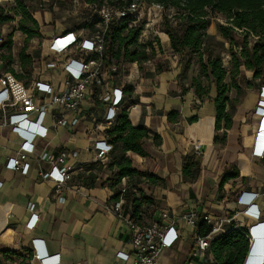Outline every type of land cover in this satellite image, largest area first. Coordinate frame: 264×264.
<instances>
[{"label": "crops", "instance_id": "obj_1", "mask_svg": "<svg viewBox=\"0 0 264 264\" xmlns=\"http://www.w3.org/2000/svg\"><path fill=\"white\" fill-rule=\"evenodd\" d=\"M33 16L39 23V33L43 40L69 29L77 30L82 27L85 34L93 30L92 22L88 21L81 25H72L71 21L62 23L63 19L47 11ZM16 33L13 34L11 50L13 62L9 67L3 62L1 70L13 68L15 72L24 74L23 80L27 84L31 82L38 84L35 101L39 106L45 105L46 116L42 125L35 123L39 117L38 113H31L29 116L32 121L29 129L37 133V137L34 140V153L27 156L28 166L23 171L12 169L7 164L10 158L18 157L24 139L10 126L1 124L0 114L1 264H18L23 259L30 264H42L44 259L50 260L54 256L57 257L59 264H135L132 247L127 242L128 225L107 209L115 201L112 199L115 191L106 180L109 173L100 172L93 187L85 185L78 178L79 174H89V166L98 162L95 142L103 139L104 117L108 109V104L101 99V91L104 88L111 91L113 88L124 89L131 86L133 90L130 95L126 94V106L139 105V110L134 111L133 119V112L131 113L132 125H141L151 134L156 133L161 137L159 145L154 144L152 138L146 141L151 144L149 149H146L149 157L144 162V169L166 181L164 186L148 184L145 187L146 195L151 196L159 206L152 217H158L162 210L179 215L191 208H197L201 216L207 212L218 215L222 205L231 208L237 206L235 200L240 192H259L260 195L256 196L254 202L260 211V219L241 215L237 220L239 222L241 220V223L250 227L252 231L255 229L259 232L264 231L262 222L264 181L260 175L255 181L242 186L237 185L226 201L219 197L220 182L228 166L239 165L240 175L241 170L248 166L255 174L264 171V157L253 154L255 137L264 134V131L254 135L250 132V124H239V121L234 119L231 129H224L226 140L222 139L221 147L215 148L218 141L215 140V132L211 145L200 142L199 147H206L204 153L207 157L203 164L198 162L200 169L196 178L184 179L183 157H195L192 149L193 147L199 149L189 141L187 124L199 122L204 115L216 116V108L212 99L211 102L201 103L198 107H192L185 102L186 94L181 92V84L177 77L179 69L170 72L146 69L145 73H140L137 64L126 63L129 70L126 72L130 74L128 78L127 73L124 74L125 71H122L121 63L116 64L112 61L109 64L105 61L103 85L93 84L91 90L86 92L79 109L75 112L69 111L58 104H48L47 93L48 87L54 92L63 90L66 72L60 66L47 68L46 64L51 57L34 50L35 46L30 45L32 41L26 44V36L19 32L23 35V38H20ZM25 45L26 54L31 56L32 64L24 70L21 67L19 53ZM3 54L8 55L9 51L0 52L1 59ZM125 81L127 83H124ZM257 106L264 107V85L259 90L258 103L254 111ZM173 110L178 111L179 115L176 122H169L166 114ZM15 112L11 108L8 109V115ZM53 115H64L69 120L78 117L79 123L73 127L58 126L53 120ZM194 116L197 117V121L188 122L187 119ZM253 116L264 121V117L254 112ZM182 127L185 129L182 133L175 130ZM153 148L155 151L150 150ZM62 152L66 153V163L74 166L75 170L72 179L57 189L46 174ZM43 153H48L49 159L41 158ZM94 172H97L96 169ZM239 177L230 180H237ZM219 180V188L215 193L213 187ZM228 181L224 187H227ZM61 197L64 201L60 200ZM243 208L245 206H237V209ZM124 209L125 216L130 217V206L125 205ZM226 225L229 226V223ZM196 236L194 228L179 220L178 226L170 233L169 245L158 255V264H202L190 254ZM36 242L40 243V251L43 254L41 259L35 256L38 252ZM4 251L14 253L4 254ZM125 254L130 256L126 257Z\"/></svg>", "mask_w": 264, "mask_h": 264}, {"label": "trees", "instance_id": "obj_2", "mask_svg": "<svg viewBox=\"0 0 264 264\" xmlns=\"http://www.w3.org/2000/svg\"><path fill=\"white\" fill-rule=\"evenodd\" d=\"M15 10L21 17L18 23V30L26 35L28 42L33 37H40L39 23L34 18L30 7L26 0H13ZM134 0H126V2L117 3L113 0H107L110 4L126 6ZM149 3L162 5L164 8L172 7L177 13L174 16L165 15L163 18V26L165 34L169 38L170 48L173 52L182 55L197 52L199 53V63L201 66V76L212 78L216 85V96L212 99L216 108L215 130L218 131L223 126L229 130L233 126V118L235 115V105L237 98L232 99L228 93L232 88L239 95L242 93V86L237 76L241 73V69L252 71V80L246 81L247 85H251L253 80L264 78V0H140ZM88 4H101L99 0H88ZM210 13L222 14L226 17L228 25L219 24V30L222 38L230 45L231 61V82H226L227 70L223 66L219 55L209 53V57L204 60L203 55L209 49L206 44L213 36L207 34V28L210 25L208 18ZM175 19V22L172 21ZM91 20V17L87 19ZM12 21L11 16L6 9L0 6V25ZM86 21V20H85ZM127 19L119 22H113L107 31L104 46V59L107 63L115 62L130 63L137 62L142 65L147 61H153L156 56L157 46L160 54L164 51L160 47L159 39L146 40L144 43L139 42L141 35V27L128 28ZM180 21V23H179ZM175 23V24H173ZM253 35L257 37L254 45L250 46L248 37ZM13 34L6 35V40L0 42V52L7 50L8 55H1L5 64L9 67L13 62L11 48L13 45ZM159 44V45H158ZM157 45V46H156ZM239 47V52L234 48ZM149 49V50H148ZM19 58L21 67L25 70L27 66L32 64L31 56L26 54V45L20 51ZM17 78L23 79L22 73H17L13 68H8ZM158 72L164 70L159 66ZM244 81V75H241ZM191 86L198 98L202 99L208 94V88L198 78H193ZM133 88L125 87L124 92L130 95ZM135 111V110H134ZM169 122H176L179 112L170 111L167 114ZM188 122L197 121V117H190ZM214 136V125L211 128ZM105 135L109 141L114 144L111 152L110 160L105 168L99 162H95L89 166V174H79L78 178L89 187H93L100 172L111 173L107 181L110 187L115 191L113 200H118L119 193L117 186L122 177H128L130 191L127 193V205L131 206L130 218L142 220L143 210L149 205L154 204V199L147 196L145 189L140 187L144 183L158 184L164 182V179L155 173L148 172L144 169V162L149 157V153L145 148V143L152 138L154 144L161 143V137L158 134H151L150 131L141 126L132 125L128 117L126 108L120 110L115 122L105 130ZM218 137L215 136V140ZM223 141L226 140V132L223 134ZM96 169L97 172H94ZM200 169L197 160L191 156L183 157L182 175L184 179L196 178ZM240 176L239 165L232 164L228 166L225 175L220 182V188L230 179ZM147 179L148 181H144ZM139 194V196L137 195ZM240 222H242L240 220ZM198 234L206 236L210 232V226L203 219H199ZM250 228V227H249ZM251 245L249 239V230L246 227L232 228L224 234L214 237L210 245V253L212 261L208 264H247L256 251V239L252 229ZM250 247V250H249ZM249 251V253H248ZM12 251H4V254H12ZM248 254V255H247ZM247 257V258H246ZM246 259V260H245ZM1 264V261H0ZM18 264H30L23 259Z\"/></svg>", "mask_w": 264, "mask_h": 264}, {"label": "built area", "instance_id": "obj_3", "mask_svg": "<svg viewBox=\"0 0 264 264\" xmlns=\"http://www.w3.org/2000/svg\"><path fill=\"white\" fill-rule=\"evenodd\" d=\"M93 14L89 22L93 23V30L84 33V29L66 30L52 38L43 40L41 53L44 56L51 57L47 62L46 67L49 69L60 66L66 72L67 77L64 80L63 90L54 92L51 87H48L49 94L48 104H58L65 110L77 111L83 101L86 92L91 90L92 85H103V70L105 69L104 46L105 37L109 26L113 22H119L122 19H127L128 28L141 27L138 23L142 21L147 13L148 19L153 18L158 21L163 18L166 10L162 5L149 3L146 1L134 0L126 6H119L104 2L102 4H91ZM150 24L147 22L146 25ZM143 29L141 30V32ZM5 29L0 31V42L6 40ZM26 36V35H25ZM141 35L139 40H141ZM39 37H33L29 41L36 43ZM13 40V37H12ZM149 40V38H147ZM146 41V40H145ZM144 41V42H145ZM140 42V41H139ZM13 47V46H12ZM12 50V48H11ZM149 50V49H148ZM171 50V48H170ZM173 59L178 58V54L170 51ZM64 59V61H63ZM3 60L0 58V114L1 124L10 126L12 130L21 136L24 140L23 145L18 151V157L10 158L8 166L12 169H27L26 158L29 154H33L35 150L34 140L37 133L31 131L29 126V116L31 113H38L39 117L35 121L36 124L42 125L46 116L45 105H38L35 101L37 95L38 84L31 82L27 84L23 79L16 77L14 73L7 70H1ZM150 62V61H149ZM137 64V62H130ZM115 65H113L114 68ZM114 70H116L114 68ZM130 78V74L127 73ZM125 77V76H123ZM124 83H127L126 81ZM104 90V91H103ZM101 92V99L108 104V109L104 117V135L103 139L95 142L96 160L105 168L110 160L111 152L114 144L109 141L105 135V130L109 128L116 120L121 109L126 108L128 117L131 121V113L135 110V105L126 107V93L123 88H113L111 91L104 88ZM13 109L16 112L8 115V109ZM254 113L264 117V107L257 106ZM53 120L56 125L64 127H73L79 123V118L74 117L69 120L66 116L53 115ZM253 154L264 157V134H258L255 137ZM76 153H74V156ZM48 153H43L41 158L49 159ZM75 167L66 163V153L62 152L57 162L47 172L46 176L55 185L57 189L66 185L67 181L72 179ZM82 170V168H80ZM144 181H148L144 179ZM119 193L118 200L111 203L107 209L112 212L118 219L125 221L129 227L127 237L128 244L131 245L133 253V261L135 264H158V255L169 245L170 233L178 226L179 220H182L187 225L195 229L197 236L191 250V256L197 258L202 264H208L212 261L210 253L211 241L214 237L224 234L230 227L240 228L246 227L249 230V239L251 241L250 228L237 220V217L250 216L253 219L259 220L260 214L257 205L252 206L249 210L245 204L251 200L250 194L259 196V192H240L237 195L235 204L237 206H245L243 209H237V206L231 208L227 205H222L220 214L207 212L204 216L200 215L197 208H191L182 214H171L168 210H162L158 217H152L149 220H135L125 216L124 206L127 205V193L130 191L128 177H122L117 186ZM64 201V198H60ZM255 200V199H254ZM254 200L251 202L253 203ZM32 207V204H30ZM131 208V206H130ZM203 219L208 226L210 232L206 236L198 234L197 223L199 219ZM229 223V226L226 225ZM35 247L38 252L35 256L41 259L43 255L40 251V243L36 242ZM129 257V254H125ZM58 259L54 256L52 259H44V264L57 263Z\"/></svg>", "mask_w": 264, "mask_h": 264}, {"label": "rangeland", "instance_id": "obj_4", "mask_svg": "<svg viewBox=\"0 0 264 264\" xmlns=\"http://www.w3.org/2000/svg\"><path fill=\"white\" fill-rule=\"evenodd\" d=\"M102 3L106 2L107 0H99ZM109 1V0H108ZM117 3L126 2V0H113ZM27 5L30 7V10L32 14L38 13H44V12H51L54 16H57L59 19H63L62 23H65L66 21H71L72 25H81L84 23H87L88 20L92 16L93 7L88 4V0H26ZM0 6L6 9V12L9 16H11L12 21L6 22L2 25H0V31L3 27H5V34L9 33H16V35L20 38H23V35L20 30H18V23L21 19L20 16L17 15L15 10V4L13 0H0ZM177 10L168 7L166 8L163 18L165 15L168 16H174L176 15ZM208 12V18L210 21V25L207 28V34L213 36L211 40H209L206 44H209V49L205 52L203 55V59L206 60L209 57V53H212L213 55H219L222 61L223 66L227 70V78L226 82H231V61L232 56L230 53V45L229 43L224 40L220 34L219 30V24H225L228 25L227 19L224 15L218 14V13H210L209 9H207ZM163 18L159 19L158 21H152L153 18L148 19L147 13L143 17L142 21L138 23V26H142L143 31L141 32V40L140 43H144L147 38L150 40H154L155 37L159 39V44L162 50L164 51V54L161 55L159 48L157 46V54L154 57L153 61H147L146 63H143L141 66L138 65L140 73H145L146 69H152L155 72L157 71V67H161L164 71L163 72H170L174 69H179V72H177V77L179 78L180 84H181V92L186 94L185 96V102H188L190 106L192 107H198L201 105V103H209L211 102V99H213L216 96V85L215 82L212 80V78H205L201 76V66L199 63V53L197 52H191L185 55L179 54L177 59H173L170 55V42L169 38L165 34V28L163 26ZM86 20V21H85ZM173 22H175V19H172ZM147 22L150 24L146 25ZM180 23V21H179ZM175 24V23H173ZM20 32V33H19ZM86 33V32H85ZM23 34V33H22ZM45 38V37H44ZM39 41L36 43H31V46H35L34 50L41 53L42 49V43L43 39L41 37L38 38ZM257 41V37H254L253 35H250L248 37L249 45L252 46ZM26 44L29 43L25 41ZM158 44V45H159ZM235 51L239 52V47L234 48ZM121 68L124 74L127 73L128 70L127 64L121 63ZM28 69V68H27ZM173 73V72H172ZM28 74V72H26ZM244 75V81L241 80V75ZM28 78V77H27ZM198 78L205 86L208 88V94L201 100L197 97V95L194 92V88L191 86L192 79ZM237 78L240 80V84L243 88L242 93L239 95L237 94V91L232 88L230 92L228 93V96L232 99L237 98V102L235 105V115L233 118L238 122L239 124H250V132H253L254 135L257 134L259 131H264V121L261 119L256 118V116H253L254 107L258 103V97H259V90L264 85V78L253 80L251 85H247L246 81L252 80V71L241 69V73L237 76ZM127 107V106H126ZM135 110H139V105L135 108ZM134 118V111L132 114V119ZM215 124V116L213 115H204L201 117V120L199 122H196L194 124H187V131H188V137L191 144H193L196 147L200 146V142H202L204 145H211L213 141V134L211 131V128ZM245 130V127H243ZM178 132H183L185 129L182 127L175 129ZM224 128L221 127L220 130L215 131V136L218 137V141L216 142L215 148H219L223 145V133ZM245 133V131H244ZM249 143V141H247ZM151 143H145V148L148 150L149 145ZM205 146L199 147V149H195L193 147L192 151L194 152L193 157L195 160H197L200 164H203L205 157ZM151 151H155V149H150ZM203 152V153H202ZM170 162H172V159H170ZM172 164V163H171ZM255 171L252 170L249 166L245 169L241 170V175L237 180H229L227 187L219 188V181H217L213 187L215 189V193H217L219 188V197L221 200L226 201V199L229 198L230 195H232V191L237 188L236 186H242L246 183H249L251 181L257 180V178L261 177L262 181H264V171H259V174H255ZM111 173L109 172V175ZM219 176V175H218ZM165 182L158 183L161 186L165 185ZM218 184V187H217ZM148 184H143L140 187H147ZM226 186V185H225ZM150 188L152 186L149 185ZM231 190V191H230ZM205 196H202L204 198ZM218 198V197H217ZM157 207H159L155 202L153 205H149L143 210V218L145 220H149L152 218L153 213L156 211ZM264 222V221H262ZM255 239H256V251L255 254L252 257V260H255L258 255L264 253V231L259 232L257 229L253 230Z\"/></svg>", "mask_w": 264, "mask_h": 264}, {"label": "bare ground", "instance_id": "obj_5", "mask_svg": "<svg viewBox=\"0 0 264 264\" xmlns=\"http://www.w3.org/2000/svg\"><path fill=\"white\" fill-rule=\"evenodd\" d=\"M247 264H264V253L257 256L255 260H251Z\"/></svg>", "mask_w": 264, "mask_h": 264}, {"label": "clouds", "instance_id": "obj_6", "mask_svg": "<svg viewBox=\"0 0 264 264\" xmlns=\"http://www.w3.org/2000/svg\"><path fill=\"white\" fill-rule=\"evenodd\" d=\"M250 197H251L250 202L247 203V204H245L246 206H248V209L247 210H249L252 206L257 205V204H255V202L251 203L255 199V196L252 195ZM42 264H44V263L42 262Z\"/></svg>", "mask_w": 264, "mask_h": 264}, {"label": "water", "instance_id": "obj_7", "mask_svg": "<svg viewBox=\"0 0 264 264\" xmlns=\"http://www.w3.org/2000/svg\"><path fill=\"white\" fill-rule=\"evenodd\" d=\"M250 245H251V241H250ZM249 250H250V247H249ZM248 253H249V251H248ZM248 255V254H247ZM247 258V257H246ZM246 260V259H245ZM244 264V263H243Z\"/></svg>", "mask_w": 264, "mask_h": 264}]
</instances>
